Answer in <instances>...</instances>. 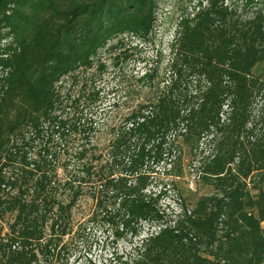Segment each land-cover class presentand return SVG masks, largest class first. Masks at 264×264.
<instances>
[{"label": "trees", "instance_id": "trees-1", "mask_svg": "<svg viewBox=\"0 0 264 264\" xmlns=\"http://www.w3.org/2000/svg\"><path fill=\"white\" fill-rule=\"evenodd\" d=\"M157 1L0 0V264H62L82 197L115 240L156 226L106 264H264V0H184L167 76L138 78L153 97L112 129L105 154L85 86L64 100L65 78L105 71L100 53L152 38ZM230 1L261 7L243 18ZM208 135L200 178L212 192L166 213L147 191L153 173L180 176L177 140L194 148Z\"/></svg>", "mask_w": 264, "mask_h": 264}, {"label": "rangeland", "instance_id": "rangeland-1", "mask_svg": "<svg viewBox=\"0 0 264 264\" xmlns=\"http://www.w3.org/2000/svg\"><path fill=\"white\" fill-rule=\"evenodd\" d=\"M228 3L230 7H236L238 14H243L242 6H239L241 1L234 5L231 1ZM181 5L184 6V0H158L155 28L150 40L138 42L123 37V45L116 52L100 53V59L106 66L104 72L91 69L79 73L76 78L67 77L62 82L64 100L75 97L80 87L85 86L81 106L85 110L84 114L92 118L96 124L92 141L99 152L105 154L112 129L121 124L123 117L139 104L152 99L154 88L147 83L139 82L138 78L145 71L153 68L157 70V81L167 76L171 57L169 43L173 38L171 26ZM259 7H261L260 3L254 5L242 17L251 15V12ZM117 54L119 65L115 66L113 56ZM262 72L263 63H259L254 67L253 73L259 75ZM192 87L190 84L189 88ZM93 90L98 92V97L97 101L91 103L88 93ZM261 102V97H256L252 111L254 120L259 115ZM210 138L211 135L205 136L194 148L183 143L181 138L177 140L175 154L180 156L177 165L181 168L180 176H169L162 166H158L157 172L153 173V179L147 191H160L159 206L166 213L172 215V211H179L180 204L191 206L199 196L212 192L211 187L200 178L205 157L213 151L214 144ZM92 209L93 204L89 197H82L73 209V231L68 237L66 259L62 264H106L114 253L127 254L137 244L138 238L145 237L149 232L156 230V226L143 223L139 237L127 235L115 240L106 225L89 221ZM262 226L264 227V222Z\"/></svg>", "mask_w": 264, "mask_h": 264}]
</instances>
